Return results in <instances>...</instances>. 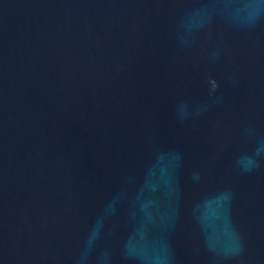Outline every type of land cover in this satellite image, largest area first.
<instances>
[{"label": "water", "instance_id": "water-1", "mask_svg": "<svg viewBox=\"0 0 264 264\" xmlns=\"http://www.w3.org/2000/svg\"><path fill=\"white\" fill-rule=\"evenodd\" d=\"M0 264H264V0H0Z\"/></svg>", "mask_w": 264, "mask_h": 264}]
</instances>
